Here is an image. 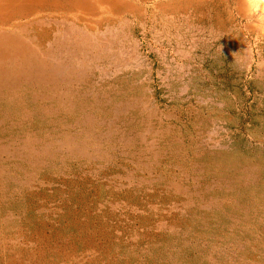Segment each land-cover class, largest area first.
<instances>
[{
    "label": "rangeland",
    "instance_id": "rangeland-1",
    "mask_svg": "<svg viewBox=\"0 0 264 264\" xmlns=\"http://www.w3.org/2000/svg\"><path fill=\"white\" fill-rule=\"evenodd\" d=\"M67 1H0V264H264V0Z\"/></svg>",
    "mask_w": 264,
    "mask_h": 264
},
{
    "label": "bare ground",
    "instance_id": "bare-ground-1",
    "mask_svg": "<svg viewBox=\"0 0 264 264\" xmlns=\"http://www.w3.org/2000/svg\"><path fill=\"white\" fill-rule=\"evenodd\" d=\"M1 1V0H0ZM21 2H24V3H30V2H36V1H42V3H45V4H48V5H52L53 7H57V6H60L59 4L61 3V0H20ZM64 1V3L68 2V3H75V1H67V0H62ZM6 5V4H5ZM4 5V6H5ZM73 5V4H72ZM77 6V4H75ZM3 6V7H4ZM81 6V4H80ZM74 7V6H73ZM0 8H1V4H0ZM78 9V8H77ZM76 9V10H77ZM83 10V9H82ZM68 12H71L68 10ZM77 13V12H76ZM44 14V13H43ZM49 14V13H48ZM60 14V13H59ZM75 14V13H74ZM61 17V16H60ZM77 17V16H76ZM51 22V21H50ZM13 23V22H12ZM9 28V27H8ZM34 29V28H33ZM40 30V29H39ZM33 32V31H32ZM44 33V32H43ZM34 36V35H33ZM36 36V35H35ZM41 38V37H40ZM32 40H33V37H32ZM38 40V39H37ZM59 40H60V37H59ZM58 41V40H57ZM40 42V41H39ZM58 46V45H57ZM56 46V47H57Z\"/></svg>",
    "mask_w": 264,
    "mask_h": 264
}]
</instances>
